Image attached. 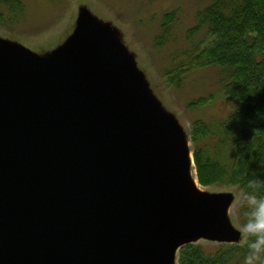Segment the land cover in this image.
<instances>
[{
  "label": "water",
  "instance_id": "95a60500",
  "mask_svg": "<svg viewBox=\"0 0 264 264\" xmlns=\"http://www.w3.org/2000/svg\"><path fill=\"white\" fill-rule=\"evenodd\" d=\"M144 84L88 14L51 61L0 43V264H177L198 239L236 243L231 197L197 190Z\"/></svg>",
  "mask_w": 264,
  "mask_h": 264
},
{
  "label": "trees",
  "instance_id": "16d2710c",
  "mask_svg": "<svg viewBox=\"0 0 264 264\" xmlns=\"http://www.w3.org/2000/svg\"><path fill=\"white\" fill-rule=\"evenodd\" d=\"M22 1L0 0V24L22 8ZM177 13L162 14V32L170 30ZM185 40L187 49L167 73L173 82L180 83L194 68H216L219 75L214 92L192 99L188 105L203 107L215 94L230 105L224 118L191 122L197 180L202 186H238L242 193L236 212L243 225L252 215L242 199L253 190L248 182L264 178V0H208L195 11ZM257 194L264 196V188ZM247 239L242 244L184 245L178 251L177 264H244Z\"/></svg>",
  "mask_w": 264,
  "mask_h": 264
},
{
  "label": "rangeland",
  "instance_id": "374dc122",
  "mask_svg": "<svg viewBox=\"0 0 264 264\" xmlns=\"http://www.w3.org/2000/svg\"><path fill=\"white\" fill-rule=\"evenodd\" d=\"M22 8L0 24V43L17 46L39 58L53 60L74 41L77 27L85 14L98 25L108 27L119 46L131 58L141 74L149 96L159 109L182 129L192 153L191 122L196 119L224 118L230 105L218 94L207 105L191 108L190 100L214 92L218 84L216 68H194L173 82L167 73L187 49L185 32L194 23V13L208 0H23ZM177 10V20L169 31L162 32L160 18ZM193 155V153H192ZM196 176L194 163L189 167ZM198 181V180H197ZM205 194H226L231 202L226 214L230 226L239 232L237 244L247 237L241 232L236 212L241 189L230 184H198ZM205 247L215 241L198 239ZM179 251V250H178ZM178 254V252H177Z\"/></svg>",
  "mask_w": 264,
  "mask_h": 264
},
{
  "label": "clouds",
  "instance_id": "9594fccd",
  "mask_svg": "<svg viewBox=\"0 0 264 264\" xmlns=\"http://www.w3.org/2000/svg\"><path fill=\"white\" fill-rule=\"evenodd\" d=\"M248 183L253 190L245 192L242 199L252 210V215L241 228L248 238L244 264H260L264 259V196L258 195L257 191L264 188V178H253Z\"/></svg>",
  "mask_w": 264,
  "mask_h": 264
},
{
  "label": "bare ground",
  "instance_id": "6f19581e",
  "mask_svg": "<svg viewBox=\"0 0 264 264\" xmlns=\"http://www.w3.org/2000/svg\"><path fill=\"white\" fill-rule=\"evenodd\" d=\"M190 159H191V157H190ZM193 179H194V185L196 186L197 190H199V186H198V184H197V181H196V179H195V176L193 177Z\"/></svg>",
  "mask_w": 264,
  "mask_h": 264
}]
</instances>
